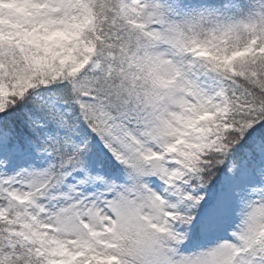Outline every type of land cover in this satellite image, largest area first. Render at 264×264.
<instances>
[{
  "label": "snow or ice",
  "instance_id": "snow-or-ice-1",
  "mask_svg": "<svg viewBox=\"0 0 264 264\" xmlns=\"http://www.w3.org/2000/svg\"><path fill=\"white\" fill-rule=\"evenodd\" d=\"M0 264H264V0H0Z\"/></svg>",
  "mask_w": 264,
  "mask_h": 264
}]
</instances>
